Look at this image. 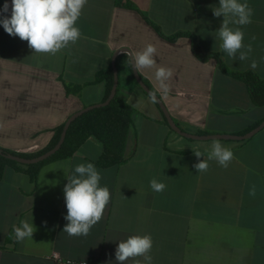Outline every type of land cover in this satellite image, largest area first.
Returning a JSON list of instances; mask_svg holds the SVG:
<instances>
[{
  "label": "crops",
  "instance_id": "1",
  "mask_svg": "<svg viewBox=\"0 0 264 264\" xmlns=\"http://www.w3.org/2000/svg\"><path fill=\"white\" fill-rule=\"evenodd\" d=\"M132 1L147 17L116 0H88L76 22L81 37L55 55L34 53L27 41L9 35L0 23L1 147L24 153L45 148L54 129L73 112L103 101L107 82L97 81V74L112 65L116 50L139 52L149 43L157 48L156 67L173 72L170 91L161 95L156 68L140 74L183 129L244 133L264 119V105L253 102L244 81L223 72L214 57L199 58L189 35L170 40L154 25L167 35L194 33L204 52L219 53L236 70H253L256 60L254 71L264 78V0H240L253 9L251 23L230 24L244 32L245 46L252 45L244 61L220 47L217 30L223 16L215 17L212 10L219 0ZM5 2L0 0V9ZM7 2L3 15L10 17L11 0ZM119 76V93L140 111L129 137L128 161L98 167L103 145L90 137L71 157L43 165L35 182L26 172L6 167L0 180V264H56L60 258L119 264V242L144 234L153 239V264H264V128L244 140L219 139L234 159L227 168L209 160L208 170L198 172L194 165L207 158L214 139L177 133L124 63ZM65 83L81 85V91L69 94ZM193 150L204 157L198 160ZM81 163L94 164L100 186L111 195L103 218L87 236H69L63 232L68 223L64 187ZM154 178L165 183L164 191L152 190ZM253 185L255 196L250 195ZM25 220L36 231L33 238L17 242L14 226ZM134 259L125 264H134Z\"/></svg>",
  "mask_w": 264,
  "mask_h": 264
},
{
  "label": "clouds",
  "instance_id": "2",
  "mask_svg": "<svg viewBox=\"0 0 264 264\" xmlns=\"http://www.w3.org/2000/svg\"><path fill=\"white\" fill-rule=\"evenodd\" d=\"M88 0H11V16L3 15L9 10V3L5 2L0 9V19L5 31L11 36H19L21 40L28 42L30 49L38 54L55 55L69 43H75L81 32L76 22L82 14V10ZM215 17L223 16L221 27L217 35L222 41L220 47L234 60H247L252 52V45H244V32L239 28L233 29L230 24L247 25L251 23L253 9L247 3L240 0H219V6L212 8ZM131 58V62L139 73L142 69L156 68L155 79L159 82L161 95L170 91L169 81L173 76L170 68L156 67L155 56L157 48L149 43L139 52L124 51ZM250 67L255 70L258 61L252 60ZM151 103L157 102L156 92H149ZM194 151L199 158L204 157L200 151ZM216 160L219 165L227 168L234 159L233 151L223 146L219 139H214L211 152L207 158L199 160L194 165L198 172H205L209 168L208 161ZM101 174L92 163H81L75 166L74 174L67 176V184L64 187L68 223L63 232L69 236H87L90 229L97 224L104 214V210L110 201L108 187L100 186ZM150 187L155 192H162L166 188L165 183L152 179ZM250 195H256V187L252 186ZM22 226H14L17 242H23L26 238H33L36 227L27 220L22 221ZM45 225L47 222H44ZM153 239L150 234L132 235L126 240H121L115 251V260L119 264H125L130 258L134 264H153L151 250ZM111 264V262H109Z\"/></svg>",
  "mask_w": 264,
  "mask_h": 264
},
{
  "label": "trees",
  "instance_id": "3",
  "mask_svg": "<svg viewBox=\"0 0 264 264\" xmlns=\"http://www.w3.org/2000/svg\"><path fill=\"white\" fill-rule=\"evenodd\" d=\"M116 3L117 5H125L138 9L147 17V15L141 9H139L132 0H116ZM154 25L162 36L170 40H175L182 35H189L192 38L193 51L199 58L205 60L214 57L215 59H217L218 65L223 72L234 76L247 84L252 100L256 105H264V78L261 77L257 72L250 69L236 70L230 67L222 59L219 53L204 52L197 43L196 35L192 32L178 31L174 34L167 35L162 32L161 28L158 25ZM122 63H124L129 69L131 76L136 82L132 69L131 58L127 57L123 53L120 54L117 58L118 69L120 68V65ZM142 78L154 91L159 94V92L151 85L147 78H145L144 76H142ZM96 80H106L107 82V92L105 98L103 99L105 100L110 94L114 82L113 66L110 65L107 69L99 71ZM65 86L69 94L73 92L79 93L82 87L81 85H74L69 83H65ZM119 88L120 85L118 87L117 94L108 104L95 107L78 116L69 126L65 141L60 149L49 158L37 163L24 165L17 162L16 160L8 158L2 152H0V180L3 179L6 167L11 166L17 170L26 172L35 182L43 165L55 160L71 157L90 137H95L103 145L102 154L100 155L99 159L95 161V164L98 167L107 168L114 165H121L126 163L130 157L127 153L129 137L135 128V115L140 111L126 98L121 96V94L119 93ZM145 93L149 95L146 91ZM164 121L167 125H169L165 116ZM64 123L54 129L55 134L51 142L45 148L39 151L33 153H24L3 147L1 148L4 152H12L25 156L39 155L40 153L53 147L57 143L61 136ZM259 123L260 122L256 123L248 130L252 129Z\"/></svg>",
  "mask_w": 264,
  "mask_h": 264
},
{
  "label": "water",
  "instance_id": "4",
  "mask_svg": "<svg viewBox=\"0 0 264 264\" xmlns=\"http://www.w3.org/2000/svg\"><path fill=\"white\" fill-rule=\"evenodd\" d=\"M124 51H130V50L127 48H120V49L116 50V52L113 55L112 66H113V70H114V82H113V85H112V88H111V91H110V94L108 95V97L101 102L86 105V106L80 108L79 110H76L75 112H73L65 121L62 132H61V136H60L59 140L57 141V143L53 147L43 151L42 153H40L39 155H36V156H25V155L15 154L12 152H4L3 149L1 148V146H0V152H2L8 158L16 160L17 162L24 164V165L43 161V160L49 158L50 156H52L53 154H55L60 149L62 144L64 143L69 126L78 116H80L81 114H83L84 112H86L90 109L108 104L115 97V95L117 94V91H118L119 83H120L119 69L117 66V56L120 52H124ZM132 69H133V73H134L136 81L139 83V85L148 94L150 91L156 92L143 80L141 74L137 70H135L133 64H132ZM156 95H157V103H158L159 107L161 108L169 126L174 131H176L177 133H179L182 136H185L187 138H192V139H197V140H209V139L244 140V139L251 138L253 135H255L261 129L264 128V119H263L258 125H256L252 129H250L244 133H193V132H189V131L183 129L177 123L175 118L171 115L168 108L166 107L161 95H159L157 92H156Z\"/></svg>",
  "mask_w": 264,
  "mask_h": 264
},
{
  "label": "built area",
  "instance_id": "5",
  "mask_svg": "<svg viewBox=\"0 0 264 264\" xmlns=\"http://www.w3.org/2000/svg\"><path fill=\"white\" fill-rule=\"evenodd\" d=\"M56 264H86L85 262L74 261L70 259H58Z\"/></svg>",
  "mask_w": 264,
  "mask_h": 264
},
{
  "label": "rangeland",
  "instance_id": "6",
  "mask_svg": "<svg viewBox=\"0 0 264 264\" xmlns=\"http://www.w3.org/2000/svg\"><path fill=\"white\" fill-rule=\"evenodd\" d=\"M226 141V140H225ZM227 141H233V139H227Z\"/></svg>",
  "mask_w": 264,
  "mask_h": 264
}]
</instances>
